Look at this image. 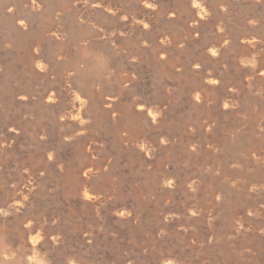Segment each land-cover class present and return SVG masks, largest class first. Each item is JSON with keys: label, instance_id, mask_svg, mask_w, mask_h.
Instances as JSON below:
<instances>
[{"label": "rangeland", "instance_id": "obj_1", "mask_svg": "<svg viewBox=\"0 0 264 264\" xmlns=\"http://www.w3.org/2000/svg\"><path fill=\"white\" fill-rule=\"evenodd\" d=\"M144 1L0 3L7 243L43 228L42 264H264V0Z\"/></svg>", "mask_w": 264, "mask_h": 264}, {"label": "bare ground", "instance_id": "obj_2", "mask_svg": "<svg viewBox=\"0 0 264 264\" xmlns=\"http://www.w3.org/2000/svg\"><path fill=\"white\" fill-rule=\"evenodd\" d=\"M0 3L2 4L3 3V0H0ZM140 4V3H139ZM143 6L144 7H147L148 9L151 7H149V6H147V5H151V2L150 1H147V0H145L143 3ZM6 5V3H3V5H2V7L3 6H5ZM202 13H203V10H201V9H199V8H197L196 9V16H197V18L198 17H202L203 15H202ZM205 13V12H204ZM145 22V21H144ZM148 23V22H147ZM5 24H7V21L5 22ZM193 24V23H192ZM145 29V28H144ZM18 35H19V33H18ZM20 36V35H19ZM20 38V37H19ZM210 50H211V48H210ZM161 51V50H160ZM212 50L209 52V54L210 55H212ZM205 82L207 83V84H209V85H211V84H213L214 82H215V80H214V78H212V77H208L206 80H205ZM1 88L3 89V93H4V96H5V94H7V96L10 98L11 97V89H9V87H8V84H6V82L5 81H2V84H1ZM23 92V91H22ZM17 93V92H16ZM18 94H19V92H18ZM21 94V93H20ZM48 99H50L51 100V98L49 97ZM53 100V99H52ZM51 100V101H52ZM143 114V112L142 111H139V112H136V111H134V115L137 117V116H141ZM148 115L150 116V118H153V113H152V111H148ZM134 116V117H135ZM19 122H15V121H9V122H7V126H11V127H13V128H16V127H18V128H20L21 127V125H19L18 124ZM85 175V174H84ZM1 187V186H0ZM31 185L30 186H27L26 188H24L23 190H22V192H21V194H22V199L20 200V201H18V204H17V207H22L23 205H25V204H27V202H28V200H26V197H27V194H28V192H30L31 191ZM21 189V188H20ZM85 198L86 199H88L89 200V197H88V195L86 194V196H85ZM248 214V213H247ZM48 219H49V217H47ZM1 223H2V221H0ZM39 231V233H40V235L41 234H43L44 233V239H46V235L48 234V232H46L43 228L42 229H39L38 230ZM7 239L8 238H6L5 237V233H4V230H3V227L0 225V247H7L6 245H8L9 246V244L7 243L8 241H7ZM56 237H52V241L54 242V241H56ZM7 248H11L12 250H16V249H14V248H12L11 246H9V247H7ZM141 250V249H140ZM18 256H19V254H18ZM40 259H38L37 258V256L34 258V260H33V263L32 264H42V262L41 261H39ZM5 264H16V262L15 261H12V262H8V261H6L5 262ZM72 264H75L74 262H72ZM167 264H168V262H167Z\"/></svg>", "mask_w": 264, "mask_h": 264}, {"label": "clouds", "instance_id": "obj_3", "mask_svg": "<svg viewBox=\"0 0 264 264\" xmlns=\"http://www.w3.org/2000/svg\"><path fill=\"white\" fill-rule=\"evenodd\" d=\"M9 11H11V9H9ZM20 23H23V21H20ZM144 27L147 28L148 25L145 24ZM224 106L227 107L226 104ZM2 211L3 210H0V212ZM3 214L8 215L6 212ZM30 224L31 221H28V223L25 224L26 228L29 227ZM41 239H43V237L40 235L39 231H37L35 235H32L30 232L28 235V243L32 245L31 249L24 247L22 250L19 248L12 250L11 248L0 247V264H5L6 261H15L16 264H32V261L37 254L35 246L40 242ZM18 252L22 253L23 255L18 256ZM69 264H72V262L69 261Z\"/></svg>", "mask_w": 264, "mask_h": 264}, {"label": "snow or ice", "instance_id": "obj_4", "mask_svg": "<svg viewBox=\"0 0 264 264\" xmlns=\"http://www.w3.org/2000/svg\"><path fill=\"white\" fill-rule=\"evenodd\" d=\"M147 6H149L150 7V5H147ZM212 55L213 56H215L216 55V53L215 52H212ZM262 75H264V73H261ZM49 158H51V157H49ZM24 227L26 228V226L24 225Z\"/></svg>", "mask_w": 264, "mask_h": 264}]
</instances>
